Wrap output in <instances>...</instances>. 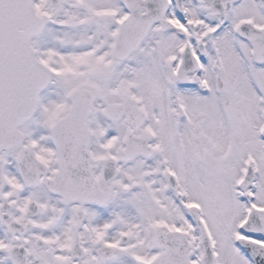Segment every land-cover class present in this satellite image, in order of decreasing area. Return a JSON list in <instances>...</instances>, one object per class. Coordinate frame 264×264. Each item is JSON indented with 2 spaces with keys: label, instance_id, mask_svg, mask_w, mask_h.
I'll return each instance as SVG.
<instances>
[{
  "label": "snow or ice",
  "instance_id": "1",
  "mask_svg": "<svg viewBox=\"0 0 264 264\" xmlns=\"http://www.w3.org/2000/svg\"><path fill=\"white\" fill-rule=\"evenodd\" d=\"M0 264H264V0H0Z\"/></svg>",
  "mask_w": 264,
  "mask_h": 264
}]
</instances>
